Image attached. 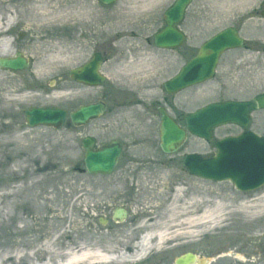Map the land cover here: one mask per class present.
<instances>
[{
	"label": "rangeland",
	"instance_id": "obj_1",
	"mask_svg": "<svg viewBox=\"0 0 264 264\" xmlns=\"http://www.w3.org/2000/svg\"><path fill=\"white\" fill-rule=\"evenodd\" d=\"M37 1L44 5L47 2L48 11H56L65 17L50 16L36 23L26 10L33 4L38 6ZM143 1L118 0L105 6L99 0H0V17L14 15L17 18V25L9 37L14 42L11 57L20 53L30 62L24 72L11 73L2 69L0 72L15 75L18 86H29L33 88L34 96H41L27 106L13 109L15 121L32 131L31 142L27 144L30 145L29 155L35 160H27L25 154L10 156L12 146H0V264H58L63 262L67 250L81 245L115 255L124 252L131 255L144 235L145 229H141L146 220L144 213L151 208L155 216L164 217L180 186L211 190L213 196L209 200L212 202H218L223 194L227 196V205L235 208L240 204H260V200L254 199L264 193V188L241 193L230 182L215 183L197 178L184 166L187 155H213L215 142L224 136L239 135L243 132L240 128H219L210 143L190 136L177 153L166 155L160 148L161 117L157 109L160 105L172 117L183 116L208 104L224 101V98L250 100L264 94V79L259 80L264 75V58H259L264 52V20L257 17L241 27L247 49L227 54L228 62L241 60L243 70L238 69L236 74L224 79L223 55L215 79L173 98L163 89L164 83L175 76L208 39L224 28L236 25L237 17L261 6L262 0H196L181 25L187 36L186 43L176 51L161 50L154 44V36L165 26L164 13L175 1L165 0L155 11L143 13L142 23H127L125 34L131 35L133 42L126 48H117L123 35L115 37L113 31L106 32L104 20L141 7ZM89 13H94L100 20H94V16L89 20L80 18L81 14ZM250 16L246 15L244 19ZM28 24H39L40 28L33 33ZM139 49L152 62L148 78L142 80L143 89L136 87L138 73L123 63L130 53L137 63ZM54 52L68 57V65L43 80L34 78L39 59L44 60ZM96 53L110 58L102 68V74L107 78L104 87L91 89L71 81L70 70L87 63ZM70 91L74 93L73 97L56 99L59 93ZM98 101H104L108 110L103 117L85 127L75 128L67 121L59 130L31 129L26 123L25 111L30 107H57L71 113L81 105ZM126 103H131V107H125ZM248 129L264 137V111L253 114ZM6 133L11 134L10 131ZM45 136L49 149L48 167L29 174L26 166L38 167L46 159L41 151ZM85 137H94L98 147L112 140L122 142L121 161L112 175L80 173L85 168L82 147ZM158 178L156 188V184L148 186L150 181ZM130 192H134V202L128 208L130 214L125 222L102 226L101 217L106 220L105 216H110L115 207H123L120 203L109 206L110 201L105 196L122 194L125 197ZM152 194L156 196L151 199ZM185 202L186 198L178 204ZM162 252L159 257L178 258L186 253H196L210 264H264V218L231 216L215 231L201 234L193 241L176 240L167 244Z\"/></svg>",
	"mask_w": 264,
	"mask_h": 264
},
{
	"label": "water",
	"instance_id": "obj_2",
	"mask_svg": "<svg viewBox=\"0 0 264 264\" xmlns=\"http://www.w3.org/2000/svg\"><path fill=\"white\" fill-rule=\"evenodd\" d=\"M117 0H100L110 5ZM194 0H176L164 14L166 26L154 37L155 46L162 50H176L183 46L185 35L179 29L187 8ZM243 40L232 28L218 33L206 41L196 57L182 67L179 73L165 83L166 91L175 95L189 88L204 84L215 78L216 69L222 55L242 47ZM103 59L96 54L84 67L70 71V78L78 83L100 87L105 83L100 69ZM28 61L18 54L16 58L0 59V68L11 72H23L28 68ZM264 109V95L252 101L213 103L185 116L186 128H181L163 109H160V147L165 154L176 153L186 143L188 134L206 142L213 140L217 128L237 125L247 128L252 111ZM106 111L102 102L82 106L70 114L75 127L87 125L100 118ZM67 112L56 107H40L27 110L26 119L31 128L44 126L60 129L64 126ZM96 140L87 137L83 140L85 149L84 165L91 175H111L122 153V144L112 141L95 149ZM217 154L210 159H203L198 154L188 155L185 166L189 173L199 178L214 181H231L237 190L251 192L264 186V138L252 132L240 137L228 138L216 143ZM114 221L122 222L127 218L124 209H116ZM196 257L187 254L177 259L176 264H194Z\"/></svg>",
	"mask_w": 264,
	"mask_h": 264
},
{
	"label": "bare ground",
	"instance_id": "obj_3",
	"mask_svg": "<svg viewBox=\"0 0 264 264\" xmlns=\"http://www.w3.org/2000/svg\"><path fill=\"white\" fill-rule=\"evenodd\" d=\"M164 2L165 0H144L141 7L134 8L126 13H118L104 20L107 24L105 29L106 32L113 31L115 37L123 35V37L117 42V48H126L133 42L132 36L125 34L124 26L127 23L133 21L135 23H142L141 16L143 13L155 11V9L163 5ZM36 3L39 5L37 6L33 4L26 10V12L33 17V20H35L36 23L41 22L50 16L60 19L65 17L64 14L56 11H48L47 2L45 4L46 6L40 1H37ZM93 16L94 20H100V18H96L94 13L81 14L80 18L83 20H89L92 19ZM16 22L17 18L14 17V15H10L7 18L0 17V59H8L14 53V42L11 41L9 37L11 30L17 25ZM39 28V24H28L29 31L33 33ZM138 56L139 60L136 63L133 60L132 53H130V55H127V57L124 58L123 63L126 68H130L138 73L139 80L136 82V87L143 89L142 84L144 83H142V80L148 78V74L152 69V62H150L147 58L148 55H146L142 49H139ZM259 58H264V52ZM68 63V57L60 52H54L48 55L44 60L39 59V66L36 68L35 72H33L34 78L43 80L49 74L61 72L64 67L68 65ZM14 77L15 75L10 76L0 72V146H12L9 153L10 156L18 157L25 154L27 155L26 159L32 162L35 159L29 155L30 145L27 144L31 142L32 131L27 130L22 124H18V121H15L16 113L13 109L16 106H27L36 101L37 97L39 100L41 96H34L31 91L33 88H30L29 86H18ZM263 79L264 75L262 74L259 77V80L262 81ZM39 92L43 93L41 90H39ZM73 94L74 93H71V91L67 93H59L56 99L66 98L68 96L73 97ZM77 98H79V95H77ZM130 104L126 103L125 107H131ZM31 108L34 107H30L27 110ZM127 114L130 115L131 113L128 112ZM3 120L6 122L3 123ZM8 131H10L11 134H7L6 132ZM41 151L46 159L42 161V165H38V167L34 168L31 165L26 166L25 170L27 173L32 174L39 171L41 172L48 167L47 157L49 155V149L48 139L46 136L43 139ZM80 173L83 174L85 172L84 170H81ZM9 174H12V172ZM171 177L174 178L173 175ZM159 181V178L155 181H150L148 186L156 184L154 187L156 188ZM110 196L111 197L105 196L108 201H111L112 198L114 200L116 199V195L114 197H112V195ZM119 196L122 197L123 195L120 194ZM145 196L146 195H144V197ZM155 196L156 194H152L150 197L152 199L153 197L155 198ZM211 196H213V192L211 190H204L195 187H187L184 189L180 186L176 188L173 202L164 217L158 218L155 216V213L151 208L148 209V212L146 211L144 213L146 220L142 223L144 225H142L141 228L145 229L144 235L141 237L138 245L135 247V250L131 255L128 254V252L115 255L113 252L81 245L67 250L63 254V262L58 264H111L115 262L136 263L139 262L147 254V252L153 248H157L160 252H162L167 244L173 243L176 240L187 239L193 241L200 237L201 234L215 231L220 228L231 216L238 215L245 219H251L253 217L264 218V193L254 199L257 202L260 200V204L252 206L240 204L236 208L233 205H227V196L223 194L220 195L218 202L210 201L209 197ZM185 198L186 202L183 205H179V201ZM205 262L206 260H203L201 264H205ZM44 264L48 263L46 262Z\"/></svg>",
	"mask_w": 264,
	"mask_h": 264
},
{
	"label": "flooded vegetation",
	"instance_id": "obj_4",
	"mask_svg": "<svg viewBox=\"0 0 264 264\" xmlns=\"http://www.w3.org/2000/svg\"><path fill=\"white\" fill-rule=\"evenodd\" d=\"M246 15H248V16H250V17H248V18H246V19H244L245 17L244 16H246ZM246 15H244V16H239V17H237L234 21L236 22V25H232V26H229V27H226V28H233L234 30H236L239 34H240V36L243 38V46H242V48L241 49H237V50H232V51H229V52H234V51H238V50H243V49H247V40L244 38V36L242 35V25H244V23H248V22H251V21H253L254 19H256V18H254V17H257V19L259 18V20H264V0H262V3H261V6H259L258 8H255L254 10H252L250 13H246ZM259 16V17H258ZM186 20V19H185ZM185 22V21H184ZM226 28H224V29H226ZM229 52H226V53H224V79L227 77V76H229V75H232V74H236V70H240V69H242L243 70V68H244V66L243 65H240L241 64V60H237L236 62L235 61H233V63L232 62H228L227 61V54L229 53ZM101 54V53H100ZM102 55V57H103V66H105L106 64H108L109 62H110V58H108L106 55H104V54H101ZM121 61V60H120ZM235 62V63H234ZM232 63V64H231ZM84 65V64H83ZM232 65V67H229V66H231ZM241 70V71H242ZM238 73V72H237ZM164 88V87H163ZM226 91V84H224V92ZM169 97H175V96H169ZM228 100H234V101H238L239 99H232V98H224V102L225 101H228ZM251 100V99H250ZM104 102V101H103ZM105 103V102H104ZM106 104V103H105ZM160 108H161V106L159 105V107H158V109H157V111H158V113H159V115H160V112H159V110H160ZM107 110H108V105L106 104V112H107ZM255 112H253L252 113V115H251V122H250V125H251V123H252V117H253V114H254ZM185 115L186 114H184L183 116H175V117H173L174 119H175V121L180 125V126H185V120H184V117H185ZM160 117H161V115H160ZM231 126H233V127H236V128H239V127H237V126H235V125H231ZM226 127H230V126H226ZM225 128V127H224ZM249 130V129H248ZM243 132H241L240 134H242V133H244L246 130H242ZM239 134V135H240ZM227 137H230V136H224V138H227ZM98 144V143H97ZM212 156V155H211ZM120 161H121V158H120V160H119V163H118V165H117V168H118V166H119V164H120ZM130 195L129 196H125V197H120L119 195H112V197H116V199L114 200L113 198L111 199V201L109 202L110 204H109V206H112L113 204H116V203H120V204H122V206L123 207H126L127 209L133 204V202H134V197H133V195H134V192H130L129 193ZM111 197V196H110ZM118 198V199H117ZM128 211V214H129V210H127ZM106 217V220H105V223H106V225H105V227H110L112 224H115V225H121V224H123L124 222H122V223H116L114 220H113V212L111 213V215L110 216H108V214L105 216ZM110 236H114L113 235V233H110ZM163 252H160V250L159 249H157V248H153V249H151V250H149L148 252H147V254L144 256V258H143V260H142V263L141 264H176V260L178 259V258H172L170 255L168 256H166V257H159V256H161V254H162ZM192 254H194V255H196V263L195 264H201V262L203 261V260H206V264H210V262H208V260L207 259H204V258H201V256H198V254H196V253H192ZM184 255V254H183ZM182 256V255H181Z\"/></svg>",
	"mask_w": 264,
	"mask_h": 264
}]
</instances>
